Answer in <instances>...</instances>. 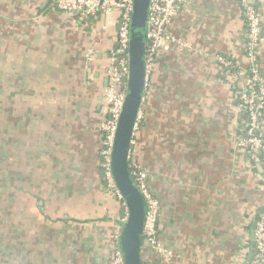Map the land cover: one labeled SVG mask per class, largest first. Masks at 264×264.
<instances>
[{"label":"crops","instance_id":"obj_1","mask_svg":"<svg viewBox=\"0 0 264 264\" xmlns=\"http://www.w3.org/2000/svg\"><path fill=\"white\" fill-rule=\"evenodd\" d=\"M117 16L0 0V264H112L125 215L100 124ZM170 31L187 45L158 56L130 164L148 171L169 264H242L264 205V166L237 146L247 25L238 0H194ZM141 256L165 262L145 242Z\"/></svg>","mask_w":264,"mask_h":264},{"label":"built area","instance_id":"obj_2","mask_svg":"<svg viewBox=\"0 0 264 264\" xmlns=\"http://www.w3.org/2000/svg\"><path fill=\"white\" fill-rule=\"evenodd\" d=\"M134 0H54L55 6L69 14H78L81 18H88L96 14L111 15L117 11V35L109 52L107 76L108 84L104 89L103 118L100 130L103 133L100 149L101 167L107 188L113 196L126 208L123 195L118 190L112 171L111 153L114 143L115 131L123 104L126 98L127 78L129 74V45L130 26ZM194 0H151L149 13V28L146 47V86L142 105L139 109L133 130L131 150L137 144V132L142 126L145 117V103L149 92L152 76L156 69L158 56L174 44L177 48L186 47V43L170 31V26L179 15L183 5ZM243 18L247 25L246 40L244 42L245 54L248 59L246 72L251 73L242 85V90H237L236 99L239 101L243 112L248 114L247 129L240 133L237 146L246 150L253 162H260L264 166V76L260 68V54L264 43L263 20L258 8L257 0H238ZM218 61L224 68L234 67L235 62L225 56H218ZM259 83L258 85L256 83ZM133 179L148 203V211L144 225L143 242L155 248L164 258V264H169L171 251L165 248L158 237L160 203L151 189L148 171L139 164H130ZM127 211L124 221L127 219ZM256 247L249 264H264V213L255 217ZM121 234V233H120ZM250 244L241 252L244 259L250 250ZM112 264H125L120 248V235L115 236L113 246ZM167 259V260H166Z\"/></svg>","mask_w":264,"mask_h":264},{"label":"water","instance_id":"obj_3","mask_svg":"<svg viewBox=\"0 0 264 264\" xmlns=\"http://www.w3.org/2000/svg\"><path fill=\"white\" fill-rule=\"evenodd\" d=\"M150 3L151 0L133 1L126 98L118 119L110 162L116 186L123 195L128 215L120 234V248L125 264H144L141 247L148 203L133 179L129 154L134 126L145 95ZM260 213H264V205ZM255 228L256 222L253 221L250 231V251L242 264H249L253 257L256 247Z\"/></svg>","mask_w":264,"mask_h":264},{"label":"trees","instance_id":"obj_4","mask_svg":"<svg viewBox=\"0 0 264 264\" xmlns=\"http://www.w3.org/2000/svg\"><path fill=\"white\" fill-rule=\"evenodd\" d=\"M231 71H234V67H231V68H225V72H231ZM261 73L263 74L264 76V72L263 70L261 69ZM251 75V73L247 72L246 75H244L243 79H242V84H240L237 88H236V91L237 90H242V85L247 81V78H249ZM257 85L259 84L258 82L256 83ZM247 121H248V114L246 112H243L242 113V121H241V127H240V133H244L247 129ZM132 169V167H131ZM125 201V200H124ZM121 209H122V212L124 213V215L126 216V208L125 206L123 205V203H121Z\"/></svg>","mask_w":264,"mask_h":264}]
</instances>
